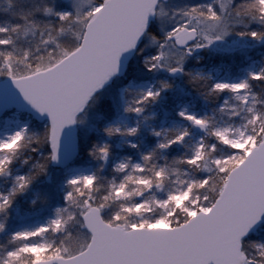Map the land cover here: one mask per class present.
Masks as SVG:
<instances>
[{
  "label": "snow or ice",
  "instance_id": "1",
  "mask_svg": "<svg viewBox=\"0 0 264 264\" xmlns=\"http://www.w3.org/2000/svg\"><path fill=\"white\" fill-rule=\"evenodd\" d=\"M37 14L55 17V26L36 19ZM14 15L18 23L0 26V177L10 175L23 150L46 154L31 164L34 171L12 177L11 188L0 193V214L6 215L16 196L49 165L61 164L62 156L65 164H74L79 141L65 139V129L83 123L79 114L107 84L127 75L137 56L141 71L119 89L123 100L133 85L138 87L122 109L137 117L165 97L177 77L198 85L197 91L204 88L205 98L227 91L242 104L249 100L250 81L264 87V68L228 82L213 81L188 66L198 52L233 53L239 40L264 43V0H182L170 8L161 0H69L60 9L37 6ZM73 25L74 40H67ZM37 29L39 55L29 49L18 55L12 34L35 36ZM229 37L236 38L232 45L220 47ZM145 76L158 78L145 87ZM4 88L11 90L12 100L3 98ZM259 102L251 96L246 123L235 129L213 127L209 117L180 108L176 117L187 126L157 141L131 171L126 161L117 164L122 180L109 181L101 198L93 196L94 174L70 176L64 206L56 207L44 224L10 233L11 247L0 252V264H264V109L255 107ZM241 110L233 108L231 115ZM25 112L44 121L42 131H30L31 123L21 120ZM192 128L204 135L190 153L172 161L178 167L145 169L157 151L182 145ZM103 131L134 137L138 126ZM90 155L105 160L109 145H93ZM170 175L176 179L169 181ZM165 182L175 186L163 198L144 195L153 187L164 191ZM116 200L125 203L107 211ZM74 225L82 230L77 237ZM5 230L0 222V233Z\"/></svg>",
  "mask_w": 264,
  "mask_h": 264
},
{
  "label": "rangeland",
  "instance_id": "2",
  "mask_svg": "<svg viewBox=\"0 0 264 264\" xmlns=\"http://www.w3.org/2000/svg\"><path fill=\"white\" fill-rule=\"evenodd\" d=\"M64 7H67L68 3H63ZM235 37H229L227 42L224 45H220V47H229L232 45V41L235 40ZM251 41L247 40H239L236 45V51L233 53H218L212 51L211 49L206 51L205 54L208 57L217 58H226V57H233L236 54H243L246 51H250L251 47L248 46ZM244 48V49H243ZM254 48V47H253ZM202 52H198L194 55L195 62H198L200 66L194 67V70H201L205 75H211L213 81L222 80L228 82L239 81L242 79L248 78L249 72H259L264 65L261 64L258 60H248L247 57H244L246 63L242 66L237 67L235 70L229 67L224 66L225 63L221 60H218L217 66H213L211 62L209 64H205L202 60L205 59L206 56L202 55ZM148 55V50L144 51V56ZM198 57V59H197ZM152 78L149 81H143L144 86L146 87L148 84L154 83L155 78ZM251 85V92L249 93V100L247 102H242L237 100L236 93L230 92H222V97L215 106L212 108H206L205 104L199 102L197 97L191 96L189 93H184L183 89H179L176 93V97L173 99L172 103L168 104L167 106L165 103H156L153 105L146 106L144 113L142 116H135L134 114H126L123 112V104L127 101H130L134 96L138 87L133 85L132 88L129 89L128 92L124 94L123 100L119 97V89L124 87L128 82L122 84L116 89L117 96H118V109L117 113L113 116L112 120L110 121L111 126H118L121 131L129 127H137L138 126V133L134 137H128L120 135L117 142L115 143L116 150H122L123 155L115 154L112 157L111 162L106 158L103 160L105 165H110L109 169L113 173H117L115 171V166L121 162H127L129 164V168L126 171H131V165L136 163L143 164L141 160L142 154H147L151 151L157 141H163L164 137L172 136L177 129H181L187 126L183 121L177 119L176 112L182 108L186 107L189 112H195L199 116H207L210 118V124L213 127L219 126H226L231 125L233 129L241 127L246 120L244 117L247 115V107L251 104V96L255 95L257 99L260 101L255 105L257 109H264V88L259 86L258 92L255 91V87ZM174 85H178L177 78L173 80ZM258 88V87H257ZM105 91V92H104ZM101 96H98L93 102V108L99 106L104 100L111 98V93L108 90H104ZM102 93V92H101ZM243 94V93H241ZM188 97L183 101V98ZM227 105L224 112H221L219 109L222 106ZM243 109L239 111V115L232 116L231 109ZM171 112V115L169 114ZM143 116H148L149 119H143ZM21 120L25 122H30V131L40 132L39 128L43 129L44 123L37 122L36 120L32 119L30 116L21 114ZM41 126V127H38ZM153 131L161 132L160 137H155L152 135ZM204 135L203 132H199L196 128H192L190 135L185 138V141L182 145H177L176 147L172 148L166 152H159V162L160 160H164L167 153H170L173 150H176L175 154L177 155L176 158H180L182 155L186 156L190 153L193 145L196 143L198 139H200ZM151 141V143H149ZM136 144L137 147L135 149L131 148L130 144ZM42 152H37V158L40 159L42 157ZM79 155V154H78ZM78 157V156H77ZM31 156H27L24 158L23 153L18 155L15 159L11 173L7 177H0V193H6L11 188V181L12 177L19 174V175H26L23 171L25 164L22 163L23 160L30 159ZM77 159V158H76ZM37 161V160H36ZM34 161L33 163H35ZM164 166L163 164H159L158 166ZM52 169V168H51ZM56 171L55 173H49L45 179L44 183L48 184V188L52 193L51 196H48L46 199L40 200L39 192L37 189L30 188L31 191L27 194L28 191H24L19 193L14 200H20L19 204L23 203L21 207L19 205L15 206L13 203L6 211L5 214H0V222L5 223L6 230L3 233H0V241L2 244L0 245V252L3 251L4 247H11L8 244V236L10 233H14L18 230L22 229H34L38 225L44 224L48 219L54 217V209L56 207H63V200L62 197L67 191V184L66 181L70 176L75 175H95L93 167L90 165L88 161H81L77 163L74 161L72 167L67 170H60V169H53ZM30 171V169H29ZM184 171H189L188 169H184ZM121 176L117 178L116 181L114 178L110 179L109 181H114L115 183L119 184L122 180L123 174L118 173ZM176 177L174 175L169 176V181H174ZM174 184L169 182H165L164 184V191H157L155 187L149 189L144 193L146 197H155L157 199L163 198L164 192L170 188L174 187ZM129 187H132L131 185ZM29 189V190H30ZM54 196L56 198L52 201L50 197ZM13 200V201H14ZM113 202H119V205L125 203L123 200H116ZM111 211V210H110Z\"/></svg>",
  "mask_w": 264,
  "mask_h": 264
},
{
  "label": "trees",
  "instance_id": "3",
  "mask_svg": "<svg viewBox=\"0 0 264 264\" xmlns=\"http://www.w3.org/2000/svg\"><path fill=\"white\" fill-rule=\"evenodd\" d=\"M182 0H170L168 3L164 4L165 8L175 7L179 3H181ZM48 6L52 7L54 10L63 8L64 5L60 2V0H0V26H11L12 24L18 23V17L14 14L20 13V12H28L35 9L37 6ZM36 19L42 20L44 22H51L53 26H55V17L53 16H47L44 17L42 15L37 14ZM75 31V25L72 26L71 29L68 30L65 39L67 40H74V36L72 33ZM13 37V43L15 47L18 49L17 54H22V51L25 49L32 50L34 52V55H39V53L35 52V46L38 43L39 38V30L37 29L36 35L33 36L29 34L28 36H17V34H12ZM248 46L251 47V50L246 51V53L243 54H236L233 57H226V58H213L208 57L205 52L203 51L202 55L206 56L204 60H202L203 63L206 65L211 62L213 66H217L218 60H221L225 63L224 66L229 67L231 69H236L239 66H242L246 63V60L244 57H247L248 60H258L261 62L262 65H264V43H258L253 42L248 43ZM254 47V48H253ZM244 49V48H243ZM144 56V53L142 54ZM141 61L142 57L137 56L134 60L133 66L130 69L129 73L127 75H124L122 78L115 79L111 86L106 88L111 93V98L104 100L99 106L92 107L94 100L101 96L104 92L96 95L95 98H93L92 101L88 104L85 111L81 116L78 117V120L83 121V123H77V135L79 139V155L75 162L80 163L81 161H88L90 165L94 169V173L96 176V181L94 187L97 189L93 192V196L97 198H101L103 195L107 194L108 191V182L110 179H115L116 181L118 177L121 175L118 173H113L110 171L109 167L110 165H105L103 160L97 158L95 155H90V153L93 152V145L99 147L103 144L109 145V155L107 159L109 160V163L112 160V157L115 156V154L123 155L122 150H116L115 143L117 142L118 138L120 137L119 134H114L112 136H108L103 131L105 127L111 126L110 121L112 120L113 116L117 113L118 109V96L116 89L121 86L122 84H125L129 80L135 78L139 71H141ZM219 64V63H218ZM189 68L194 69V67L200 66L198 62H195V59L193 57L192 60L189 61ZM18 68H23V65H17ZM151 76H145L143 77V81H149L151 79ZM158 78V77H157ZM155 78V80L157 79ZM178 85L173 84L172 90L167 93V95L157 103H165L167 106L168 104L172 103L173 99L176 97V93L179 89H183L184 93H189L191 96L197 97L199 99V102H202L205 104L206 108H212L217 103H219L222 94L214 95V96H208L205 98L201 93L205 91L204 88H199V91L195 90L198 88V85H189L185 82V78L179 77L177 79ZM139 83V81H138ZM203 83V82H201ZM252 87H255V91L258 92L259 86H257L255 83H252ZM258 87V88H257ZM264 88V87H263ZM185 99H188V97L183 98V101ZM156 105V104H155ZM171 115V112L169 113ZM38 127H41L38 125ZM43 129L39 128V131H42ZM151 143V141H149ZM152 144V143H151ZM176 150L171 151L170 153L166 154L165 159L160 160L159 162V152L157 151L155 156L152 160L149 161L147 165H145V169L150 168L153 164L158 166L159 164L163 165H169L171 167H178L177 165L172 164V161L174 159H177V155L175 154ZM24 158L27 156H31L29 159V164H25L23 171L28 174L30 171H34V169H31V164L38 160L37 153H29L27 149L23 150ZM46 154V153H44ZM30 169V171H29ZM181 171H184V169H181ZM53 169L50 168V166L47 169L46 174H42L36 177V179L29 185L26 191L27 194L32 189H37L39 192L40 200L48 198V196H51L52 193L49 190L48 184L44 183L45 177L49 173H55ZM144 174H148L147 171ZM30 189V190H29ZM50 199L55 200L54 196L50 197ZM21 200V199H20ZM20 200H14L12 203L17 206L19 205L21 207V204H19ZM119 202H110V207L107 209V211H115L118 210ZM72 235L74 237L78 236V233L82 230L78 229V226H73L72 229ZM51 239H54L59 242L57 234H52ZM2 244V241H0V245ZM1 247V246H0Z\"/></svg>",
  "mask_w": 264,
  "mask_h": 264
},
{
  "label": "water",
  "instance_id": "4",
  "mask_svg": "<svg viewBox=\"0 0 264 264\" xmlns=\"http://www.w3.org/2000/svg\"><path fill=\"white\" fill-rule=\"evenodd\" d=\"M62 3H68L69 2V0H60ZM169 0H161V2L162 3H167ZM113 82V81H112ZM112 82H110L109 84H107L101 91H99L97 94H99L100 92H102L105 88H107L108 86H110L111 84H112ZM127 86V84L124 86V87H126ZM0 88H3V86L2 85H0ZM96 94V95H97ZM3 98H6V99H8V100H12L13 99V94H12V92H11V90H9V89H6V88H4L3 89ZM84 112V111H83ZM82 112V113H83ZM82 113H80L79 114V116L82 114ZM22 114H25V115H28V116H30L31 118H32V116L29 114V113H27V112H25V113H22ZM78 116V117H79ZM37 122H44V121H40V120H36ZM196 130H198L199 132H202L201 130H199V129H197L196 128ZM64 136H65V139H67V138H69L70 140L73 138V137H76L77 139H78V137H77V126L75 125V126H73V127H69V128H66L65 129V132H64ZM50 167L51 168H56V169H63L64 171H67V170H69L71 167H72V165L71 164H65L64 163V160H63V156H62V160H61V164H59V165H55V164H53V165H50Z\"/></svg>",
  "mask_w": 264,
  "mask_h": 264
}]
</instances>
